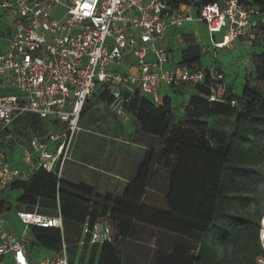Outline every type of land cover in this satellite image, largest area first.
I'll return each mask as SVG.
<instances>
[{"label":"built area","instance_id":"2783aa9c","mask_svg":"<svg viewBox=\"0 0 264 264\" xmlns=\"http://www.w3.org/2000/svg\"><path fill=\"white\" fill-rule=\"evenodd\" d=\"M57 8L62 12L56 13ZM0 9L12 20L9 36L0 20V194L23 180V171L12 160L16 147L22 154L19 163L25 164L29 176L37 168L63 173L86 102L96 94L98 84L110 92L109 106L118 117L125 115L136 92L159 105L162 85L182 83L197 89L205 85L207 91L198 92L202 98L235 106L227 100V86L218 65L202 69L181 63L167 68L169 53L164 47L156 48V42L167 29L193 19L180 8L172 9L168 0H0ZM256 15L244 0H219L202 5L198 19L210 33L226 30L229 41L224 48L233 51L240 39L257 38ZM262 19L264 22V15ZM4 42L9 43L6 52H2ZM126 50L136 58L137 74L110 67L122 64ZM151 52L154 59H149ZM250 63V58L240 61L243 66ZM28 115L45 121L47 133L30 127L25 130ZM13 124L18 125L22 138L9 131ZM17 217L26 230L60 229L61 247L52 257L32 261L26 232L17 236L7 228L0 204V259L10 256L11 264H71L60 209L50 215L23 208ZM83 229L92 244L115 241V227L107 220L93 225L86 221Z\"/></svg>","mask_w":264,"mask_h":264},{"label":"trees","instance_id":"16d2710c","mask_svg":"<svg viewBox=\"0 0 264 264\" xmlns=\"http://www.w3.org/2000/svg\"><path fill=\"white\" fill-rule=\"evenodd\" d=\"M168 1L172 9H177L181 3L200 8L219 0ZM244 3L258 12L257 38L253 42L262 46L263 53L252 54L254 75L246 78L240 96L228 95L227 100L234 101V107L210 103L199 94L195 96L207 102L212 116L235 119L232 134L211 129L209 122L191 109V103L184 105L185 117L176 121L169 98L164 99L163 105H155L136 92L127 104V111L135 115L143 132L157 136L161 148L147 151L136 178L122 197L43 168L35 169L27 180L12 183L11 189L20 191L18 204L27 210H41L42 199L60 202L67 243V204L84 206L85 215L90 217L79 221V212L71 214L77 220L73 221L79 229L77 240L86 221L93 225L102 219L113 224L118 241L101 244L98 261L95 250L99 244H95L89 264L135 262V254H125L124 248L129 240H135L133 230L138 223L173 237V250L162 252L156 264H264V247L259 237L264 211L258 209L253 215L249 211L264 180L259 170L264 162V0H244ZM184 63L197 68L199 59ZM198 89L205 92L207 86L201 84ZM24 123L25 130L30 127L40 134H46L49 127L35 115L25 116ZM164 183L165 206L147 203L149 188L160 189ZM0 204L4 206V202ZM34 229L45 235L40 237L41 244L60 249V229ZM50 238L53 243L47 241ZM89 243L90 235H86L85 245ZM193 251L197 254H192ZM138 254V259L144 260Z\"/></svg>","mask_w":264,"mask_h":264},{"label":"crops","instance_id":"0c3cea01","mask_svg":"<svg viewBox=\"0 0 264 264\" xmlns=\"http://www.w3.org/2000/svg\"><path fill=\"white\" fill-rule=\"evenodd\" d=\"M179 8L190 14L193 19L185 20L182 25L167 29L163 38L158 40L155 44L156 48L164 47L169 53L170 62L167 68H173L192 59H199L198 68L202 69L218 65L224 75L226 86L229 81V76H235V87L227 86L228 95L240 96L237 94L239 92L238 79L242 74V70L246 68L240 65V60L250 58L251 63L247 68L253 66L252 54L263 53L262 46L251 40L240 39L236 43V48L233 51H228L224 48L229 41L226 30L210 33L206 24L198 19L199 7L181 3ZM55 12L61 13L62 11L60 8H57ZM238 46L244 48L238 49ZM149 59H154L153 52L149 54ZM135 62L136 58L134 54L130 50H126L124 52L122 64L120 66L112 64L110 67L120 73L130 72L132 74H137ZM249 73L250 72H247L248 75ZM247 74L246 78L248 77ZM244 83L245 88V80ZM105 91L107 90L102 88V85L98 84L96 94L86 102L84 108L86 111L80 118L79 130L76 134L70 158L66 163L63 174L99 189L104 193L122 197L129 184L136 178L138 169L147 151L154 147L155 149H160L161 142L156 135L143 132L137 123L135 115L131 112H128L126 118H121L103 111L104 106L108 105L111 98L110 92L108 91L105 93ZM234 91H236V94H234ZM198 92L199 90L189 83H182L178 86L162 85L159 90L161 97V103L159 105H163L164 99L169 98L171 100L175 120L179 121L183 119L186 114L184 105H190L191 103V109L201 114L202 118L206 120L204 113L207 115L210 114L209 105L205 100L195 98ZM176 98L178 100L180 99L182 102V112L179 115L181 118L176 117V111L173 107L174 99ZM147 99L151 101L150 97H147ZM92 111L93 115L91 116L90 114ZM211 117L221 118L212 115ZM229 119L234 121V125L236 124L234 118ZM234 131L235 126L233 132ZM12 160L15 161V167L21 169L24 175L27 174L26 168H22L21 163L15 159V151L12 154ZM8 190L13 189H11L10 186L6 191ZM16 191L20 194L19 190ZM1 201L4 202V206L2 207L5 212L9 204L0 198V202ZM146 202L154 206L164 207L165 183L162 184L160 189L155 187L149 188ZM11 207L10 205L7 210ZM19 207L20 209L24 208L20 205ZM58 209L61 210L60 205ZM58 209L38 210L45 214L55 215ZM67 209V215H69L67 217L69 218L66 221L65 227L68 235V243L69 245L77 244L79 246L78 252L80 253L82 250L80 262L82 261L81 264H86V261L89 259V254L91 253L92 255L95 244L89 243L85 245L87 234L84 232L80 234V241L77 240L79 229L76 224L73 223V221L77 220H74L76 218L71 214L79 212L77 218L79 221L83 218L89 219L90 217L85 215L86 208L84 206H72L67 204ZM17 220L19 223H16L14 219L7 220V228L17 236H21L26 232L27 254L32 261H42L45 258L54 256L59 251V249L41 244L40 237H45V235L39 229H34V227H32L26 230L18 217ZM133 233L135 240H129L124 248L125 254L133 253V256L135 254L136 260L135 262H131V264H152L154 261L160 262L162 252H171L173 250V237L165 231L138 223L134 227ZM46 238L48 237L46 236ZM47 241L53 243V239L51 238L47 239ZM30 244L32 245V249L29 247ZM35 246L42 249H40L43 252L41 255L34 254ZM101 248L102 245L99 244L98 248L95 250L96 261H98L100 257ZM137 254L140 258L144 256V260L138 259L136 256ZM0 264H11V257L7 256L1 258Z\"/></svg>","mask_w":264,"mask_h":264},{"label":"rangeland","instance_id":"374dc122","mask_svg":"<svg viewBox=\"0 0 264 264\" xmlns=\"http://www.w3.org/2000/svg\"><path fill=\"white\" fill-rule=\"evenodd\" d=\"M62 11V10H61ZM4 14V11L0 9V20L2 21L3 23V31H5V33L9 36L10 35V32H11V23H12V20H9L7 19L6 17L3 16ZM9 48V43L8 42H4L3 44V47H2V52H6ZM244 47L242 46H238V49H243ZM252 52V51H251ZM241 61V60H240ZM241 65V64H240ZM243 66V65H241ZM246 67L245 69L242 70V74L241 76L239 77L238 79V84H239V92L237 93L238 95H241L242 92H243V89H244V80L246 82V74L247 72H250L249 75L247 74L248 77H251L254 75V71H253V66H250L247 68V66H244ZM235 76L234 75H230L229 76V81L227 82V86H230V87H235ZM234 94H236V91H234ZM181 100L179 99H174V103H173V107L176 111V117L177 118H181L179 115L181 114L182 110H181ZM103 111H105L106 113L108 114H113L115 115V113L111 110L110 106H109V103L108 105L104 106V109ZM91 116L93 115V111L92 113L90 114ZM128 115V111L125 113L124 116H122L121 118H125L127 117ZM205 117H206V121L209 122V125L211 127V129L217 131V132H221V133H226V134H230L233 132L234 130V121L230 120L229 118H214V117H211L210 114H205ZM18 125L17 124H13L11 125L8 129L10 132L14 133L16 135V137L18 138H22V135L20 133H18ZM20 130V129H19ZM1 139H0V143H1ZM262 145L264 146V142H262ZM22 157V154H21V151L16 147L15 149V159L16 160H20ZM21 167L22 168H26L25 164L23 162H21ZM259 170L261 171L262 175L264 176V162L259 166ZM27 171V174L26 175H22V179L23 180H26L29 178V171ZM18 196H19V193L18 191L16 190H8L6 192H4L3 194L0 195V198L5 200L7 202V204H9V206L11 205L12 207L8 209V207H6V211H5V217L7 220H11V219H14L16 221V223H19V221L17 220V212L20 210V207L17 203V199H18ZM256 197H257V201L254 202V204H252V207L251 209L249 210L250 211V214L253 215L254 212L258 209H260L262 212L264 211V180L261 182L258 190H257V193H256ZM59 205H60V202H53V201H47V200H40L39 201V206L42 208V209H49V210H55V209H58L59 208ZM48 212V211H47ZM50 212V211H49ZM52 212V211H51ZM263 218H264V214H263ZM263 218L261 220V224H260V241H261V244L262 246L264 247V241L262 240L261 238V229H262V221H263ZM74 223V222H73ZM23 230V229H22ZM30 249H32V245L30 244ZM170 247V246H168ZM41 248L35 246L34 248V254L35 255H41L43 252L40 250ZM78 249H79V246L77 244L75 245H69L68 247V257H69V261L71 264H81L80 263V257L82 256V250L81 252L79 253L78 252ZM78 252V253H77ZM192 254L196 255L197 254V251H193ZM90 256H91V253L89 254V259H90ZM87 260L86 261V264H89L90 260ZM126 261L127 258L125 259ZM153 264H156V262H154Z\"/></svg>","mask_w":264,"mask_h":264},{"label":"bare ground","instance_id":"6f19581e","mask_svg":"<svg viewBox=\"0 0 264 264\" xmlns=\"http://www.w3.org/2000/svg\"><path fill=\"white\" fill-rule=\"evenodd\" d=\"M261 238L264 241V218H263V221H262Z\"/></svg>","mask_w":264,"mask_h":264},{"label":"water","instance_id":"95a60500","mask_svg":"<svg viewBox=\"0 0 264 264\" xmlns=\"http://www.w3.org/2000/svg\"><path fill=\"white\" fill-rule=\"evenodd\" d=\"M111 225V228H113V224L109 223ZM115 241H118V237H116Z\"/></svg>","mask_w":264,"mask_h":264}]
</instances>
